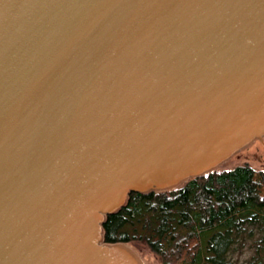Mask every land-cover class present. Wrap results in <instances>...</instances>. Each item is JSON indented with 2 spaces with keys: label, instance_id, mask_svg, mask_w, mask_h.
Masks as SVG:
<instances>
[{
  "label": "water",
  "instance_id": "95a60500",
  "mask_svg": "<svg viewBox=\"0 0 264 264\" xmlns=\"http://www.w3.org/2000/svg\"><path fill=\"white\" fill-rule=\"evenodd\" d=\"M263 85L264 0H0V264L125 248L86 239L93 208L108 209L102 223L130 189L147 192L124 178L150 157L173 159L153 191L173 189L163 165L233 134H193L175 152L176 131Z\"/></svg>",
  "mask_w": 264,
  "mask_h": 264
},
{
  "label": "trees",
  "instance_id": "16d2710c",
  "mask_svg": "<svg viewBox=\"0 0 264 264\" xmlns=\"http://www.w3.org/2000/svg\"><path fill=\"white\" fill-rule=\"evenodd\" d=\"M101 226L104 242L146 247L161 264H264V167L215 169L171 190L130 189Z\"/></svg>",
  "mask_w": 264,
  "mask_h": 264
},
{
  "label": "rangeland",
  "instance_id": "374dc122",
  "mask_svg": "<svg viewBox=\"0 0 264 264\" xmlns=\"http://www.w3.org/2000/svg\"><path fill=\"white\" fill-rule=\"evenodd\" d=\"M235 97L236 98H229L221 95L216 99H212V102L202 109L204 111V116L196 119V117L199 116L196 114L193 121L181 127L179 131H176V134L172 139L174 142V151H180V149L184 146V140L193 134L196 135L204 132L203 136H206L212 132H219V135H221L220 137L223 138V135H227L232 132L234 135H231V139H229L228 143L232 141L234 142L237 139L238 142L230 146L228 150L223 151L222 154L216 158L213 164L205 168L206 170L204 171L212 170L214 168H230L239 164H246L254 169L264 167V122H257L253 119L254 117L252 118L251 116L248 117L249 119L247 118L248 120H245L243 117L241 122H239L235 119L232 120V116L228 115L230 112L235 115H238L239 113L242 114L247 109L249 111L251 110V107H256L259 104H262L261 107H264V102L262 101L264 100V85L261 91H259L254 98H251L250 94L244 96L245 99L243 101L238 98L239 95H235ZM251 121H255L253 122L254 124ZM203 123H207V125L203 126ZM153 160L155 159L150 157L143 162L144 164H138L137 166L142 164L143 166L140 169L134 168L129 178H124L125 183L143 191L167 188L168 186H163L160 183V180H162V174L158 169V162L163 164L173 159L158 162ZM134 172L136 174H134ZM196 173L198 172H194L193 174ZM191 176V173L178 174V176L170 182L169 188L178 187ZM125 186L126 185L124 184L115 186L114 192L116 203L112 209L125 202L127 197V189ZM93 209H95V211H92L86 220L87 226L84 229V236L90 242L96 243L99 246L108 247V244H105L102 240L103 236L101 226V220L103 219L104 213L108 209H102L100 206ZM124 246L133 256L136 257L134 258L138 264H161L146 247H139L133 243H125ZM76 252L77 254L79 252L80 254H83V256H88L87 253H83L81 251Z\"/></svg>",
  "mask_w": 264,
  "mask_h": 264
},
{
  "label": "bare ground",
  "instance_id": "6f19581e",
  "mask_svg": "<svg viewBox=\"0 0 264 264\" xmlns=\"http://www.w3.org/2000/svg\"><path fill=\"white\" fill-rule=\"evenodd\" d=\"M264 102V100H262ZM262 105V104H261ZM261 105H257L256 107H251V110H246L243 116L245 120H248V117H254L257 122H264V107L262 108ZM250 109V108H249ZM248 111V112H247ZM257 119H256V118ZM248 118V119H247ZM255 122V121H253ZM226 138V137H225ZM231 139V138H230ZM238 140V139H237ZM235 140L234 142L226 143L220 141H217L214 138H211L212 143L211 147H207L206 149H203L202 153H194L191 154L192 156L189 158V160L182 159L180 163L175 164L174 166H167L163 165L162 170L164 174V181L163 184H167L168 182H171L173 176L176 175V173L180 172H187L191 170H197V169H205L209 167L213 162L216 160V158L222 154L223 151H226L232 146L234 143L238 142ZM196 146V143L190 144L189 149H192L193 146ZM214 150H211L212 147H214ZM211 150V151H210ZM196 154V155H195ZM88 251L91 253V255L94 257L93 259H88V261L82 262L81 264H138L136 261V257L133 256L129 250H126L123 246L115 245L113 247L108 248H92L88 247ZM135 257V258H134ZM140 264V263H139Z\"/></svg>",
  "mask_w": 264,
  "mask_h": 264
}]
</instances>
